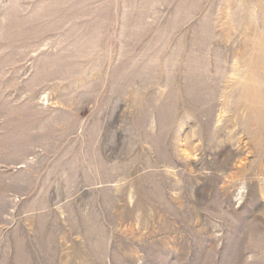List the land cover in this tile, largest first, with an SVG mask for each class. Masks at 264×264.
<instances>
[{
    "label": "rangeland",
    "instance_id": "rangeland-1",
    "mask_svg": "<svg viewBox=\"0 0 264 264\" xmlns=\"http://www.w3.org/2000/svg\"><path fill=\"white\" fill-rule=\"evenodd\" d=\"M0 264H264V0H0Z\"/></svg>",
    "mask_w": 264,
    "mask_h": 264
}]
</instances>
